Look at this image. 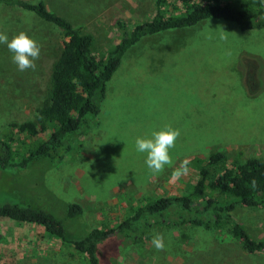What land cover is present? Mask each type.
I'll list each match as a JSON object with an SVG mask.
<instances>
[{
  "label": "rangeland",
  "instance_id": "rangeland-1",
  "mask_svg": "<svg viewBox=\"0 0 264 264\" xmlns=\"http://www.w3.org/2000/svg\"><path fill=\"white\" fill-rule=\"evenodd\" d=\"M93 37L92 51L104 58L119 41L118 21L129 29L154 14L153 0H26ZM240 5L246 0H223ZM25 32L41 46L36 69L21 72L0 44V135L11 123L33 121L49 95L50 76L62 48V32L33 12L0 5V33ZM98 125L74 137L62 162L34 163L22 171H0V204L41 209L83 238L93 229H113L141 206L188 194L198 170L190 161L225 153L229 167L249 159L264 161V29L240 32L229 22L206 20L195 27L142 38L122 58L107 83ZM166 126L180 130L162 174L149 172L135 140L151 138ZM21 155L22 146L15 148ZM188 169L173 178L181 165ZM82 213L66 218V206ZM155 223L137 232L139 242L112 240L100 251L101 264H264L247 254L226 231ZM235 220L264 241V208H235ZM160 233L166 250L151 239ZM0 264H88L71 246L36 225L0 220Z\"/></svg>",
  "mask_w": 264,
  "mask_h": 264
},
{
  "label": "trees",
  "instance_id": "trees-1",
  "mask_svg": "<svg viewBox=\"0 0 264 264\" xmlns=\"http://www.w3.org/2000/svg\"><path fill=\"white\" fill-rule=\"evenodd\" d=\"M154 14L131 29L118 21L119 41L104 58L92 51L93 37L73 27L65 18L51 13L42 2L0 0V5L33 12L42 21L57 27L63 35L62 51L50 76L47 100L33 121L11 123L0 135V171H22L34 163L46 161L54 166L71 151L73 138L98 125L97 116L105 98L107 83L116 72L126 52L142 38L171 30H184L206 21L229 22L240 32L264 29V0H246L235 5L223 0H153ZM22 146L20 155L15 150ZM222 151L207 159L190 161L198 170L192 190L179 197L152 200L113 229H93L85 237L69 235L63 222L53 215L15 202L0 204V220L36 225L47 234L83 254L88 264H101L100 251L116 240L139 242L137 232L153 224L168 223L176 215L178 225L207 231H226L243 252L264 255V241L253 239L233 214L235 208H264V161L249 159L226 165ZM257 181L252 189L250 181ZM82 213L77 204L66 206V218Z\"/></svg>",
  "mask_w": 264,
  "mask_h": 264
},
{
  "label": "clouds",
  "instance_id": "clouds-1",
  "mask_svg": "<svg viewBox=\"0 0 264 264\" xmlns=\"http://www.w3.org/2000/svg\"><path fill=\"white\" fill-rule=\"evenodd\" d=\"M0 44L6 45L13 54L12 62L17 66L18 71L24 72L29 69L34 71L36 69L35 62L40 57L41 46L25 32L21 31L12 36L11 39L7 34L0 33ZM179 137V129L166 126L159 131H153L151 138H136V151L146 155L145 163L151 175H160L166 166L171 167L173 165L174 161L170 155V149L175 147ZM187 171L186 164L181 165L174 171L173 178L179 180L187 174ZM250 186L252 189L257 187V181L254 178L250 181ZM151 244L158 252L166 250L165 238L160 233L153 235Z\"/></svg>",
  "mask_w": 264,
  "mask_h": 264
}]
</instances>
